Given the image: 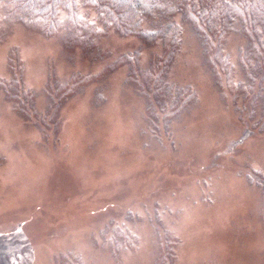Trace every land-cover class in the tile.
<instances>
[{"label": "rangeland", "instance_id": "rangeland-1", "mask_svg": "<svg viewBox=\"0 0 264 264\" xmlns=\"http://www.w3.org/2000/svg\"><path fill=\"white\" fill-rule=\"evenodd\" d=\"M183 40L169 79L195 89L197 102L156 136L126 67L60 106L47 94L49 70L62 83L95 74L134 42L101 43L110 53L95 62L20 26L0 43V82L17 48L34 95L30 119L41 122L20 117L0 87V264L69 262L71 253L78 264H155L154 227L177 240L175 264H264V191L247 177L264 176V131L234 146L244 124L213 85L197 42L188 33ZM237 44H227L232 59ZM110 220L136 239L118 258L98 238Z\"/></svg>", "mask_w": 264, "mask_h": 264}, {"label": "trees", "instance_id": "trees-1", "mask_svg": "<svg viewBox=\"0 0 264 264\" xmlns=\"http://www.w3.org/2000/svg\"><path fill=\"white\" fill-rule=\"evenodd\" d=\"M16 26L45 38L58 37L64 52H76L89 62L108 57L110 50L101 43L111 38L134 42V48L95 74H74L62 83L49 70L47 94L54 107L60 106L81 88L126 67V80L142 97L154 136L157 128L166 129L172 116L197 102L195 89L169 79L188 33L200 48L213 85L244 124L234 146L264 131V0H0V43ZM233 38L241 44L234 48L232 59L226 47ZM6 68L9 80L0 82L5 98L13 101L20 117L41 123L30 119L35 114L34 95L23 84L24 65L17 48L9 49ZM247 177L264 191V176L250 171ZM112 223L103 225L98 238L118 258L121 248L135 247L136 239L122 223ZM158 228L154 227L161 232H157L155 264H175L177 240ZM61 257H56L55 264H78V256L72 253L65 254L69 262H61Z\"/></svg>", "mask_w": 264, "mask_h": 264}]
</instances>
